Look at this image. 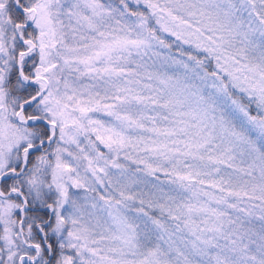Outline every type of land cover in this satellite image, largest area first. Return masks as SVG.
I'll use <instances>...</instances> for the list:
<instances>
[{"label": "snow or ice", "instance_id": "snow-or-ice-1", "mask_svg": "<svg viewBox=\"0 0 264 264\" xmlns=\"http://www.w3.org/2000/svg\"><path fill=\"white\" fill-rule=\"evenodd\" d=\"M0 264H264V0H0Z\"/></svg>", "mask_w": 264, "mask_h": 264}]
</instances>
